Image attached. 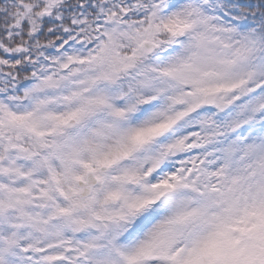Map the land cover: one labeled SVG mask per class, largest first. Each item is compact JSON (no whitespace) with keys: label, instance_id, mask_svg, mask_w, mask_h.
I'll return each mask as SVG.
<instances>
[{"label":"snow or ice","instance_id":"6c2138e0","mask_svg":"<svg viewBox=\"0 0 264 264\" xmlns=\"http://www.w3.org/2000/svg\"><path fill=\"white\" fill-rule=\"evenodd\" d=\"M0 264H264V0H0Z\"/></svg>","mask_w":264,"mask_h":264}]
</instances>
